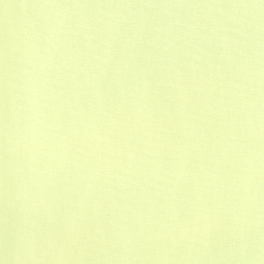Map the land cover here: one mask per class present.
Wrapping results in <instances>:
<instances>
[{
  "label": "water",
  "instance_id": "95a60500",
  "mask_svg": "<svg viewBox=\"0 0 264 264\" xmlns=\"http://www.w3.org/2000/svg\"><path fill=\"white\" fill-rule=\"evenodd\" d=\"M0 264H264V0H0Z\"/></svg>",
  "mask_w": 264,
  "mask_h": 264
}]
</instances>
